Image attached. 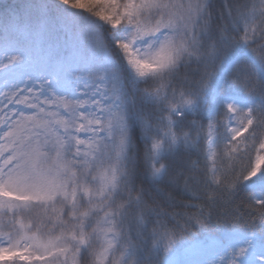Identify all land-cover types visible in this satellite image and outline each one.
<instances>
[{
	"label": "snow or ice",
	"instance_id": "snow-or-ice-1",
	"mask_svg": "<svg viewBox=\"0 0 264 264\" xmlns=\"http://www.w3.org/2000/svg\"><path fill=\"white\" fill-rule=\"evenodd\" d=\"M264 264V0H0V264Z\"/></svg>",
	"mask_w": 264,
	"mask_h": 264
},
{
	"label": "trees",
	"instance_id": "trees-1",
	"mask_svg": "<svg viewBox=\"0 0 264 264\" xmlns=\"http://www.w3.org/2000/svg\"><path fill=\"white\" fill-rule=\"evenodd\" d=\"M84 2H87V0H84ZM230 2H235V0H230ZM215 3H216V7L220 8L222 7L223 0H215Z\"/></svg>",
	"mask_w": 264,
	"mask_h": 264
},
{
	"label": "rangeland",
	"instance_id": "rangeland-1",
	"mask_svg": "<svg viewBox=\"0 0 264 264\" xmlns=\"http://www.w3.org/2000/svg\"><path fill=\"white\" fill-rule=\"evenodd\" d=\"M3 264H7V260L5 262H3Z\"/></svg>",
	"mask_w": 264,
	"mask_h": 264
}]
</instances>
